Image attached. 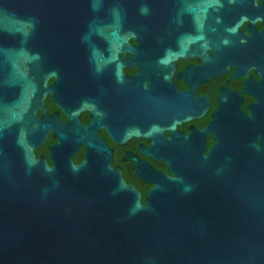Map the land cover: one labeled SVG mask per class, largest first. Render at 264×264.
<instances>
[{
  "label": "water",
  "instance_id": "95a60500",
  "mask_svg": "<svg viewBox=\"0 0 264 264\" xmlns=\"http://www.w3.org/2000/svg\"><path fill=\"white\" fill-rule=\"evenodd\" d=\"M153 6L0 0V264H264V145L244 136L212 148L210 184L196 162L156 183L144 205L107 156L74 164L63 149L48 166L33 154L43 24H149Z\"/></svg>",
  "mask_w": 264,
  "mask_h": 264
},
{
  "label": "flooded vegetation",
  "instance_id": "af4514ba",
  "mask_svg": "<svg viewBox=\"0 0 264 264\" xmlns=\"http://www.w3.org/2000/svg\"><path fill=\"white\" fill-rule=\"evenodd\" d=\"M41 37L33 154L48 166L63 149L107 156L144 205L196 162L210 184L212 148L264 145V0H154L149 24L53 22Z\"/></svg>",
  "mask_w": 264,
  "mask_h": 264
}]
</instances>
